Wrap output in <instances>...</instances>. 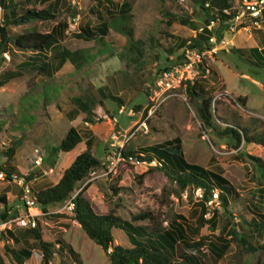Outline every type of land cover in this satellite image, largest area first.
Masks as SVG:
<instances>
[{
  "label": "rangeland",
  "instance_id": "374dc122",
  "mask_svg": "<svg viewBox=\"0 0 264 264\" xmlns=\"http://www.w3.org/2000/svg\"><path fill=\"white\" fill-rule=\"evenodd\" d=\"M14 1L17 2V14L26 8L42 9L50 2L54 3V0ZM111 1L117 4L122 2ZM129 2L128 26L140 53L134 51L125 58L120 56L119 51L127 38L113 28L105 36L106 45L100 46V52L97 42L74 35L81 26H92L106 20L105 3L56 0L52 11L56 16L54 19L10 26V30L16 33L31 29L48 32L58 23L57 29H64L62 34L58 33L60 47L70 51L92 48L89 55L95 54L96 57L92 59L87 56L86 61L81 59L83 62L79 67L68 59L61 64L57 59H50V74L20 69L21 75L0 87V114L9 119L0 134V164L5 158L1 151L9 144L10 138L22 136L12 163L17 172L32 175L30 185L37 191L55 183L67 167L65 165L73 155L72 151L82 150L86 139L91 140L94 156L102 161L105 150L113 141L110 135L113 126L120 133L116 143L125 150H136L178 138L182 155L187 161L221 172L232 190L227 196V206L217 200L208 202L211 209L217 210L216 223L213 227L203 225L197 234L187 230L190 240L197 241L202 236H206V240H215L219 234L228 236L232 223L238 233L248 238L253 248L247 250L232 241L220 259H216L205 245L199 251L192 252L200 256L203 264H243L246 260L249 264H264V231L261 236L253 234L251 227L243 220L259 219L256 211L257 214H264V180L256 172L252 158L262 157L263 147L241 141L235 148L231 136L222 133L227 125L226 120L246 126L251 131L264 132V67L251 63L248 57L250 47L264 46V19L258 26L246 28L237 24L231 28L229 24L215 20L211 27V32L216 36V51L205 54L204 64L209 67V72L200 73L194 80L199 81L212 96L214 127L205 125L199 116L197 107L201 98L190 101L183 85L161 101L158 109L146 119V126L135 130L139 123L137 120H142L147 114L157 73L173 63L172 58L181 50L170 53L168 48L178 40H188L196 32L183 21L186 19L200 28L208 13L195 7L191 0ZM236 2L230 0L231 5ZM1 17L0 7V21ZM6 53L9 58L3 54L0 57V77L9 68H16L24 58L20 53L16 56ZM48 54H54V50ZM107 93L117 96L119 100L105 97ZM79 101L87 105L91 121H86L78 113ZM113 118L117 121L111 125L109 121ZM10 120L12 125L17 126L16 130L11 127ZM70 126L79 131L82 141L70 152L54 153L53 147ZM38 156L42 157V161L39 166H34L33 160ZM154 163H119L107 176L86 185L83 194L97 211H113L126 220H131L132 214L141 211L150 212L154 217V220L135 221L134 224L165 228L167 222L175 219L183 225L196 226L200 195L192 189L181 190ZM110 184L120 190L116 194L108 191L105 195ZM19 190L20 187L14 182L0 180V194L5 195L9 216L23 212L17 207ZM59 208L47 207L46 211H42L43 214L37 218V226L44 239L53 240L60 235L78 256L75 258L67 249H63L53 255L51 264H109L104 250L87 236L71 218L69 211H57ZM3 209L4 204L0 202V211ZM210 216L204 215V218ZM22 230L14 227L15 234ZM114 238L116 243L128 244L127 236L118 228L114 230ZM7 239L4 235L0 236V264H13L4 252L5 243L13 244L11 239ZM33 241L32 236L25 235L18 244H13L31 248L32 254L23 264H41L40 250ZM184 249L190 251L178 244L177 254ZM174 261L179 264L183 260L176 257Z\"/></svg>",
  "mask_w": 264,
  "mask_h": 264
},
{
  "label": "trees",
  "instance_id": "16d2710c",
  "mask_svg": "<svg viewBox=\"0 0 264 264\" xmlns=\"http://www.w3.org/2000/svg\"><path fill=\"white\" fill-rule=\"evenodd\" d=\"M93 1L96 4L105 3L106 6H104V10L106 20L99 21L92 26H81L79 31L74 33V35L86 41L97 42V50L100 52V46L106 45L105 36L108 34L110 28H113L127 38L124 47L119 51L121 57L125 58L133 54L134 51L140 53L138 44L131 38L132 32L128 26L130 19L129 10L131 8L129 0H122L120 4L113 3L111 0ZM191 1L195 7L208 13L203 19L205 23L200 31H198L199 28L192 22L186 19L183 21L184 23L190 24L196 31L194 36L189 38L192 41L191 46L200 47L201 43L206 41L208 35L211 34V30L207 27L210 20L218 19L221 23L227 18H230L234 14V11H232L230 15H226L222 12V8L231 6L230 0ZM16 3L17 2L14 0H0V7L2 8V20L0 21V57L4 52H8L12 56H16L17 53L23 54L24 58L16 68H9L7 73L0 77V87L11 78L21 75L20 69H33L38 70L39 73L50 74V69L52 68L50 59H57L59 64L68 59L74 63L75 67H79L82 65L83 60H87V56H90L92 59L96 57L95 54L89 55L92 48L70 51L60 47L58 33L62 34L64 29H57L58 23L48 32H40L35 29L26 30L21 33L12 32L10 26H18L34 20L46 21L56 17L52 12L53 7L50 3L42 9H34L32 7L26 8L20 14L16 12ZM263 19L264 9L262 13V20ZM185 42L186 39L174 42L171 47L168 48V51L170 53L177 51ZM51 50H54V54L52 55L48 54ZM27 52L29 54H26ZM248 57L251 63L264 67V46L250 47L248 49ZM179 60H181L180 55L176 56L174 62ZM185 88L190 101H194L196 97L201 98V103L197 107L199 116L205 125L214 127L213 113L211 111L212 96L203 88L200 82L196 80H194L193 83L187 81ZM105 97L114 99L115 101L119 100L117 96L108 93L105 94ZM44 104H47V102ZM78 109V113H81L86 121H91V112L88 110L85 102L79 101ZM0 117H3L0 118L1 134L9 119L6 115L2 114H0ZM226 121L227 125L224 126L222 133L231 136L234 140L233 147L237 148L241 141L244 143H256L263 147V156H252V158L256 172L264 180V132L251 131L246 126H239L229 120ZM10 124L11 127L16 130L17 126L12 125V120H10ZM81 141L82 138L79 131L75 127L70 126L59 143L53 147L52 150L54 153H59L61 151L69 152ZM21 142L22 136H18L15 139L10 138L9 144L1 151V154H3L5 158L0 164V170H4L7 173L17 172L16 166L12 163V160ZM122 150L125 155L133 154L138 157L140 161L151 162L155 160L159 162L160 164H156L159 165V169H161L168 178L175 181L181 190L192 189L193 191L200 188L201 196L197 202L200 213L197 218L198 223L194 227L183 225L175 219L167 222L165 228L159 225L150 227L143 224H134L133 222L135 221L154 220V217L150 212L141 211L132 214L131 220H126L122 219L113 211H97L90 203V200L84 196V186L73 198L74 209L70 212V216L85 231L87 236L104 250L108 256L109 264H175L174 258L176 257L181 258L185 262L180 261L178 262L179 264H203L200 256L194 254L192 251H199L201 246L205 245L207 250L211 252L216 259H220L226 253L232 241L238 242L247 250H253L248 238L238 233L235 225L232 223L228 228V236L219 234L215 237V240H206V236H202L197 241L190 240L186 233L187 230L191 234H197L200 227L203 225L208 224L213 227L216 223V209L210 208L211 216L208 219L204 218V214L209 208L207 204L208 201H214V191L217 192V201L227 206L229 203L227 196L232 190L228 180L221 172L209 170L199 164L187 161L182 155L178 138L140 147L136 150H125L124 148H122ZM92 169L101 172L104 166L101 161L94 156L91 150V140L86 139L83 141V149L74 157L70 164L63 169L58 180L34 192L37 205L42 211H46L47 207H61L66 199L80 188L82 182L87 178L89 171ZM32 178V175H27L28 180H32ZM119 190V187L110 184L104 194L107 195L108 191L116 194ZM0 202L4 204V209L0 211V217L5 218L8 216L9 209L6 207V198L4 194H0ZM255 214L259 219L251 218L249 221L243 220L251 227L253 234L261 236L264 231V214H257V211ZM224 227L225 226L222 227L221 233ZM115 228L120 229L127 236L128 244L115 242ZM25 235L33 237V243L36 244L41 253V264H51L53 255L56 252H62L63 249H67L71 256L75 258L78 256L77 252L66 243L60 235L53 240L44 239L38 226L34 228H23L22 231H18L16 234L14 231L8 230L7 234L4 236L8 237L7 241L11 239L13 244H18L21 241V237ZM13 244L9 242L5 243L4 252L6 256L11 258L13 264H23L24 261L31 256V248L19 245L15 246ZM178 244L183 245L190 251L187 252L184 249L177 254L176 247ZM243 264H249V262L246 260Z\"/></svg>",
  "mask_w": 264,
  "mask_h": 264
},
{
  "label": "built area",
  "instance_id": "2783aa9c",
  "mask_svg": "<svg viewBox=\"0 0 264 264\" xmlns=\"http://www.w3.org/2000/svg\"><path fill=\"white\" fill-rule=\"evenodd\" d=\"M207 5V4H206ZM264 9V0H237L236 4L229 7L222 8V12L226 15L234 14L223 21L232 28L234 24L239 25L242 28L247 26H258L262 20V13ZM218 20V19H216ZM219 21V20H218ZM215 20H210L207 27L211 30L214 25ZM201 30V27L198 31ZM192 41L190 39L186 40L185 44L181 47L180 53L181 60L169 63L166 67L159 70L154 79V89L153 93L149 96V107L147 114L139 122L135 130L139 127L146 126V119L152 115L160 106L161 101L167 96L174 93V90L186 85L187 81L193 83L194 78L200 73L207 74L209 72V67L205 66L204 58L207 52H215L216 36L211 32L208 35L206 41L201 43V46H191ZM6 58H9L6 52L3 53ZM177 55V56H178ZM176 60V57L172 58ZM122 111V110H121ZM130 115V114H129ZM116 119L109 121L111 125L116 123ZM111 138L112 142L109 143L108 148L105 150L104 158L101 161L104 166L103 171L98 172L96 169L89 171L87 178L82 182V185L77 189L69 198L66 199L64 204L57 210H65L72 212L74 209V196L81 190L84 186L91 183L99 177L106 176L110 171L116 167L117 164L122 162L128 163H138L143 162L138 159V157L133 154L125 155L122 150V145L117 144V138L120 135L119 131L112 127ZM41 156L34 159V165H39L41 163ZM153 162V161H151ZM155 165L160 164L154 160ZM150 163V162H149ZM27 172L18 174L15 172L7 173L4 170H0V180L12 181L20 187V192L18 194V210L23 212H15L11 216L5 218H0V236L6 235L8 230H14V227L18 228H34L37 226V218L42 215L43 212L37 205L34 198V190L30 185V180L27 179ZM196 193L201 196L200 188H197ZM214 200H217V192L213 193ZM212 202V200H210ZM209 202V201H208ZM210 205L209 203H207ZM205 216H210V206L207 209Z\"/></svg>",
  "mask_w": 264,
  "mask_h": 264
},
{
  "label": "crops",
  "instance_id": "0c3cea01",
  "mask_svg": "<svg viewBox=\"0 0 264 264\" xmlns=\"http://www.w3.org/2000/svg\"><path fill=\"white\" fill-rule=\"evenodd\" d=\"M56 3V0H54V3H52V2H50V4H51V6L53 7V9H52V11L54 10V4ZM75 150V149H74ZM72 151V152H74L73 153V155H71L70 157H69V159H68V161H67V163H66V165L65 166H68L69 164H70V162L74 159V157L81 151V150H77V151ZM62 152V151H61ZM70 152V151H69ZM60 176V175H59ZM59 178V177H58ZM58 178H57V180H58ZM56 180V181H57ZM55 181V182H56ZM77 223V222H76Z\"/></svg>",
  "mask_w": 264,
  "mask_h": 264
},
{
  "label": "clouds",
  "instance_id": "9594fccd",
  "mask_svg": "<svg viewBox=\"0 0 264 264\" xmlns=\"http://www.w3.org/2000/svg\"><path fill=\"white\" fill-rule=\"evenodd\" d=\"M196 33V32H195ZM194 36V35H193ZM164 68V67H163ZM42 158V157H41ZM42 161V160H41ZM33 163H34V160H33ZM40 165V164H39ZM39 165H34V166H39ZM15 173H18V174H22V173H24V172H21V173H19V172H15ZM32 180H30V182H31ZM90 184V183H89ZM34 192H35V190H34ZM12 231H14V230H12Z\"/></svg>",
  "mask_w": 264,
  "mask_h": 264
}]
</instances>
